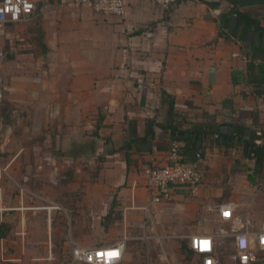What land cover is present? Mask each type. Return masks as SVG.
<instances>
[{"label":"crops","instance_id":"crops-1","mask_svg":"<svg viewBox=\"0 0 264 264\" xmlns=\"http://www.w3.org/2000/svg\"><path fill=\"white\" fill-rule=\"evenodd\" d=\"M32 1L27 20L2 29L0 72L29 87L24 107L34 133L45 130L67 163L78 154L87 167H103L101 177L118 189L124 231L177 249L191 234L260 226L251 221L264 217V32L236 13L264 27V0H181L167 10L126 0L123 16L75 0ZM195 125L210 131L193 147L205 154L197 191L177 185L171 199L150 205L142 168L162 165L174 140L188 152L181 137ZM43 169L0 167V264H57L52 245L68 246L51 223L55 193ZM79 186L68 182L62 196ZM224 203L232 222L218 219ZM58 210L61 222L71 219L65 205ZM73 229L71 257L75 246L100 245L82 237L80 223Z\"/></svg>","mask_w":264,"mask_h":264},{"label":"rangeland","instance_id":"rangeland-1","mask_svg":"<svg viewBox=\"0 0 264 264\" xmlns=\"http://www.w3.org/2000/svg\"><path fill=\"white\" fill-rule=\"evenodd\" d=\"M14 77H5L0 72V84L6 87L4 98L0 102V167H36V169L44 167L40 177L46 189L55 193L52 196L54 203L47 204L51 207V223L57 229L60 226L59 233L65 235L68 242L66 249L59 247L58 244L52 245L49 255L54 259L53 261L57 264H84L73 262L71 257V234L74 232L75 224L80 223L82 229H85L82 237L89 243L108 244L126 237L125 264H195L197 257L187 249L186 245L179 244L176 246L177 249L168 245L163 247L159 244L149 245L136 234L137 231H124L123 216L118 207V189L107 184L106 175L101 177L103 167H87V158L78 154L67 163L64 155L61 154L62 148L58 150L51 141L46 140L45 130L34 133L27 116L28 112L24 107L30 96V89L29 87L26 89L23 83H20L21 77H18L20 78L18 83L14 84ZM13 108L16 110L17 117L13 116V112L11 113ZM21 146L26 150L10 166H6ZM34 147H38L36 156L32 150ZM73 149L78 148L74 146ZM30 151L32 154L28 153ZM51 174L55 177L54 181H51ZM74 180L80 181L79 188L77 187L78 189L71 196H62L65 191L64 186ZM67 197L70 198L66 200ZM62 205L66 206L71 218L67 217L64 222L60 221L58 215L60 211L58 207ZM106 208L108 214L102 216ZM110 210L111 213H109ZM78 211L82 214H79L81 218L76 221L73 217ZM263 218L262 216L252 220L251 223L257 225ZM220 254L225 255L226 252L220 251ZM259 256L263 254L260 253ZM224 262L229 263L226 258Z\"/></svg>","mask_w":264,"mask_h":264},{"label":"built area","instance_id":"built-area-1","mask_svg":"<svg viewBox=\"0 0 264 264\" xmlns=\"http://www.w3.org/2000/svg\"><path fill=\"white\" fill-rule=\"evenodd\" d=\"M153 1L167 10L181 0ZM5 2L6 0H0V38L6 24L27 20L35 8L32 0H20V3L11 0V3L19 8V12L13 18L11 11H3ZM24 3L31 6L27 12L24 11ZM75 3L88 5L98 13L114 16H123L126 7V0H75ZM3 57L4 52L0 42V63ZM3 94L4 87L0 84V102ZM13 114L16 115V110ZM188 152L179 141L174 140L170 142L166 160L162 165L153 164L151 161L152 163L142 168L144 186L150 193V205L171 199L173 187L177 185L186 186L192 192L197 191L203 179L200 164L205 154L201 147L193 148L190 154ZM51 178V181H54L53 174ZM216 210L220 223L232 222L235 218L231 203L219 204ZM225 211L228 213L227 216L224 215ZM126 239L123 237L109 244L75 246L72 248V258L84 264H121L126 249ZM187 249L197 257L195 264H226L224 258L228 259V264H264V219L256 229L253 227L237 229L231 226L229 230L222 228L213 233L191 234L187 237ZM220 251H225L226 254L222 255ZM111 252H115L116 255L112 257L106 255ZM99 253L104 255H98ZM260 253L263 256H259ZM4 259V249L1 244L0 260Z\"/></svg>","mask_w":264,"mask_h":264},{"label":"trees","instance_id":"trees-1","mask_svg":"<svg viewBox=\"0 0 264 264\" xmlns=\"http://www.w3.org/2000/svg\"><path fill=\"white\" fill-rule=\"evenodd\" d=\"M236 16H237V19H245L247 21V24L249 25V27H253L254 29H256L257 31H260V32H264V27H260L257 23L256 20L250 18L249 16H246V14L244 13H236ZM224 24V23H223ZM170 106L172 107L173 104L170 102ZM172 110H170V116L172 115ZM15 117V116H14ZM159 126H162V127H166L162 124H159ZM151 128V126H150ZM210 131H207V130H203L201 128V126L199 125H195L193 128L187 130L184 132V135L181 137V140H183L186 145H188V147H186V149L189 151V150H192L193 147L197 144L199 145V143L202 142L204 136H206ZM152 133L151 129H150V134ZM190 146V147H189ZM264 147H258V150L261 151L263 150ZM2 228H3V225H0V237L3 235L2 233Z\"/></svg>","mask_w":264,"mask_h":264},{"label":"clouds","instance_id":"clouds-1","mask_svg":"<svg viewBox=\"0 0 264 264\" xmlns=\"http://www.w3.org/2000/svg\"><path fill=\"white\" fill-rule=\"evenodd\" d=\"M17 3H20V0H17ZM31 6L27 3H24V11L27 12L29 10ZM3 11L4 12H9L11 11L13 13V18L16 17V14L19 12V8L17 7V5L12 4L11 0H6L5 5L3 7ZM227 212L225 211L224 215L227 216ZM241 246H243V241H241ZM109 257L115 256L116 253L115 252H111V253H107L106 254Z\"/></svg>","mask_w":264,"mask_h":264},{"label":"snow or ice","instance_id":"snow-or-ice-1","mask_svg":"<svg viewBox=\"0 0 264 264\" xmlns=\"http://www.w3.org/2000/svg\"><path fill=\"white\" fill-rule=\"evenodd\" d=\"M228 215V214H227ZM98 255H101V256H103L104 255V253H99Z\"/></svg>","mask_w":264,"mask_h":264}]
</instances>
